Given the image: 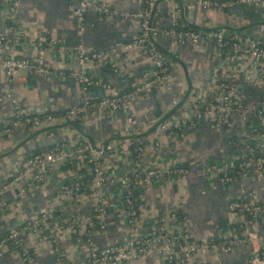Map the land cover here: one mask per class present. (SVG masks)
Masks as SVG:
<instances>
[{
	"label": "crops",
	"instance_id": "crops-1",
	"mask_svg": "<svg viewBox=\"0 0 264 264\" xmlns=\"http://www.w3.org/2000/svg\"><path fill=\"white\" fill-rule=\"evenodd\" d=\"M113 6L125 18L106 19L89 11L83 34L74 27L72 9L76 0H19V16L11 23L9 0H0V37H13L22 33L24 38L16 43L0 44V55L14 53L31 60H40L44 65L62 73L55 78H44L21 72L19 78L8 80L0 71V95L12 91L18 102L30 106L35 112L49 113L52 121L43 128L26 127L8 135H0V184L12 169L22 167L25 158L42 152L56 142H66L76 137L83 138L93 145L101 141L114 147L121 146L127 139L125 122L127 114L115 112L101 114L88 111L82 119L68 120L64 113L85 100H97L106 94L101 84H108L120 92H127L141 83V74L151 70V63L136 51H117L112 57L116 70L100 67L88 71V77L98 81L83 92L81 85L69 74L80 72L73 50L81 47L89 52L108 50L116 42L129 43L139 32L137 14L140 6L136 0H92ZM188 7L190 11L184 12ZM234 7V6H232ZM212 9L204 12L193 5L176 0H160L151 16V23L161 31L171 26V10H179L180 19L197 30L223 29L241 40H254L264 45V21L257 9L250 6H237L239 11ZM192 20V21H191ZM14 24L16 31L10 30ZM34 34L39 39L33 41ZM50 40L55 42L51 44ZM158 48L173 62L168 86L154 90L150 95L140 97L130 108L128 115L138 128V137L144 141V153L140 157L142 165L153 164L159 167L171 165L193 166L213 162L226 148L230 138L239 136L247 139L248 134L241 128L237 118L232 121L235 132L213 129L209 124H200L178 137L164 134L160 137V147L154 148L153 129L157 124L171 120V98L179 104L188 101L191 90L208 87L214 74L226 70L233 75L243 100L251 106H258L264 94V79L259 81L257 72L244 61L231 57L225 49L216 46L194 47L186 42L180 45L170 38L156 35ZM10 113V105L5 103L0 110V122ZM254 140L264 148V122L254 121ZM158 157V158H157ZM132 167L124 154H112L106 158V171L114 181L100 190L108 214L104 232L94 231L92 240L101 249L105 245L123 243L128 227L121 200L122 189L116 183ZM72 184L66 166H59L50 172L40 184L31 183L29 177L18 184L0 201V240L9 228L20 229L27 222L39 218L45 211L54 213L62 229L55 234L43 231L40 235L27 234L23 246L38 247L33 264H56L54 247H58L63 262L75 264L86 257L83 232L93 229L89 215L93 204V193L84 192L72 201L60 197L62 187ZM27 192L18 197L19 189ZM243 190H253L256 199L264 202V179L250 177L244 182L229 185L217 183L214 179L188 177L180 183L172 179L148 184L136 190L138 196V227L145 234L160 218H166L175 208L186 217V226L196 241L217 239L227 235L234 216L228 208L230 201L238 198ZM72 220L75 225H70ZM78 231H76V230ZM251 246H243L234 252H205L208 261L218 259L222 264H251ZM0 264H26L19 252L9 243L0 249ZM134 264H163L158 258H143ZM264 264V260L263 263Z\"/></svg>",
	"mask_w": 264,
	"mask_h": 264
},
{
	"label": "built area",
	"instance_id": "built-area-1",
	"mask_svg": "<svg viewBox=\"0 0 264 264\" xmlns=\"http://www.w3.org/2000/svg\"><path fill=\"white\" fill-rule=\"evenodd\" d=\"M160 0H136L140 6L137 14L139 34L129 43L116 42L106 51L89 52L81 47L73 50L80 67H100L116 70L112 57L117 51L134 50L151 63V70L141 74V83L127 92H120L108 84H101L106 94L97 100H85L80 106L68 109L64 116L68 120H81L82 115L92 110L101 114L123 112L127 114L125 135L127 139L114 147L101 141L93 145L87 140L76 137L66 142H56L39 153L25 158L22 167L12 169L0 184V201L18 184H23L29 177L31 183H42L48 174L59 166L66 165L70 179V187L60 189V197L64 201H72L87 193H93L94 199L89 215L93 229L83 232V242L86 246L85 259L75 264H134L143 258H158L163 264H222L218 259L208 261L205 252H234L243 246H251L249 261L251 264H262L264 260V202L256 199L253 190H243L238 198L230 201L228 208L233 213L234 220L227 235L217 239L196 241L192 239L187 226L186 217L179 208L173 209L166 218H160L150 232L143 234L138 227V196L136 190L148 184L160 183L172 179L180 183L190 176L196 178L214 179L222 185L234 182H244L250 177L264 179V148L254 140L256 130L253 122H264V94L258 106L246 103L236 85L231 73L226 70L217 71L208 87L191 90L188 101L180 105L177 98H171L172 114L170 122L157 124L153 129L155 137L154 148H159L160 137L164 134L184 137L186 132L200 124H209L213 129H224L235 132L232 118H237L241 128L248 134L247 139L239 136L230 138L226 148L213 162L201 165L183 166L171 165L159 167L153 164L142 165L140 157L144 153V141L139 138L138 128L128 112L140 98L150 95L154 90H162L168 86L169 74L172 68L171 58L162 52L155 36L170 38L180 45L190 43L194 47L216 46L225 49L231 57L244 61L257 72L258 80L264 79V45L254 40H241L223 29L197 30L180 19L179 10H171L169 17L172 24L169 28L158 32L151 23V16L157 2ZM171 1V0H169ZM187 5H193L204 12L212 9H227L232 6H250L258 10L264 21V0H176ZM19 0H9L8 12L11 23L19 16ZM89 11L106 19L125 18L113 6L105 2L92 0H76L72 9L74 27L78 34H83L86 27V16ZM14 24L10 25L12 32L16 31ZM24 38L22 33L14 38L1 36L0 44L16 43ZM39 39L34 34L33 41ZM51 44L55 42L50 40ZM0 71L8 80L19 78L21 72L44 78L61 76L56 70L44 65L40 60H31L10 53L0 55ZM78 82L83 92L94 85H99L87 75L80 72L69 74ZM10 105V113L0 122V135H8L21 128H43L52 121L49 113L35 112L30 106L18 102L12 91L0 95V110L3 105ZM124 154L132 163V167L116 183L122 189L121 200L127 223V233L123 243L105 245L97 248L92 240L94 231L104 232L108 207L99 195L100 190L114 183L106 171V158L112 154ZM158 158V157H157ZM27 192L25 187L19 189L18 197ZM0 218L4 214L0 213ZM70 225H75L72 220ZM62 229L53 212L45 211L37 219L27 222L22 228H9L6 236L0 240V249L7 243L11 244L20 254L26 264H33L38 254L39 244L34 248L24 247L23 238L27 234L40 235L43 231L51 234ZM76 230V229H75ZM78 231V230H76ZM56 264L63 262L58 247H54Z\"/></svg>",
	"mask_w": 264,
	"mask_h": 264
},
{
	"label": "water",
	"instance_id": "water-1",
	"mask_svg": "<svg viewBox=\"0 0 264 264\" xmlns=\"http://www.w3.org/2000/svg\"><path fill=\"white\" fill-rule=\"evenodd\" d=\"M239 7H237V6H234V7H232L231 8V10H235L236 12H238L239 11ZM183 10H184V12H189L190 11V9L188 8V7H184L183 8ZM192 21V20H191ZM97 67H91V66H84V67H80L79 65H78V70L79 71H81L83 74H85V75H88V71L89 70H91V69H96Z\"/></svg>",
	"mask_w": 264,
	"mask_h": 264
},
{
	"label": "trees",
	"instance_id": "trees-1",
	"mask_svg": "<svg viewBox=\"0 0 264 264\" xmlns=\"http://www.w3.org/2000/svg\"><path fill=\"white\" fill-rule=\"evenodd\" d=\"M194 29V28H193ZM63 166H66V165H63Z\"/></svg>",
	"mask_w": 264,
	"mask_h": 264
}]
</instances>
